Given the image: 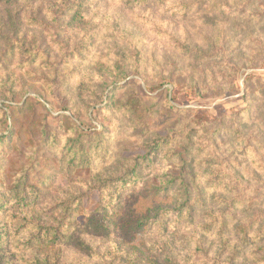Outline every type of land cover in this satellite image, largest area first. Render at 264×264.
I'll use <instances>...</instances> for the list:
<instances>
[{
  "label": "rangeland",
  "instance_id": "1",
  "mask_svg": "<svg viewBox=\"0 0 264 264\" xmlns=\"http://www.w3.org/2000/svg\"><path fill=\"white\" fill-rule=\"evenodd\" d=\"M227 2L228 7L222 10L226 16L218 19L219 10L209 2L195 5L189 16L181 18L173 15L172 5H177L173 1L159 7L129 9L118 0H85V32L76 37L73 32L71 38L73 44L79 42L80 49H84L77 58L85 59L67 60L59 74L69 83L67 87L57 86L54 75L49 79L51 83L40 80L43 69L48 68L31 70L23 65L12 78L14 96L6 97L4 90L11 84L0 86V105L9 119L8 129L0 121V137L9 133L0 144V182L8 170L16 172L30 161L32 183L43 182V210L48 214L62 209V201H76V197L88 194L84 196V210L83 203L82 210L79 204L72 206L75 224L67 237H87V245L94 251L68 245L58 251L61 264H119L122 258L114 254L140 250L144 238L152 244L157 240L148 231L138 233L133 240L128 234L136 216L130 207L137 203V210H141L147 204L134 195L128 196V187L143 191L147 186L153 191L156 178L170 169L168 151L176 146L181 134L166 147L163 141L159 154L151 150L146 156L148 143L153 139L164 138L184 126L188 131L187 121L203 113L211 122L203 128L209 136L225 133L238 120H249L254 128L264 130V0ZM76 8H72V13ZM154 25L169 33L175 31L181 41L203 49H209L207 39L217 37L222 30L224 49L236 51L241 58L223 65L217 59L205 61L181 55L172 42L157 37ZM70 27L75 26L70 23ZM45 43L55 45V39L48 35ZM135 52L140 59H131L129 69L133 73L117 83L114 97L95 102L92 94L96 90L93 84L99 81L96 73L85 79V97H80V77L83 78L86 65L121 58L128 67V56ZM42 61L40 58L39 63ZM205 66L213 76L203 78ZM1 74L0 79H5ZM129 95L142 103V112L116 108L118 97L122 100ZM80 146L87 147L91 166L78 165L83 155ZM136 163L140 165L139 175L131 172ZM122 179L130 183L123 185ZM110 189L113 194H109ZM101 200L111 207V213L121 211L119 206L125 207L111 236H91L97 233L99 223L91 225L88 219L97 212L95 204ZM14 203L13 199L0 213L15 211ZM110 231L104 233L109 235ZM12 252L15 260L28 259L20 248H13ZM187 258L186 264L198 259L193 255Z\"/></svg>",
  "mask_w": 264,
  "mask_h": 264
},
{
  "label": "trees",
  "instance_id": "2",
  "mask_svg": "<svg viewBox=\"0 0 264 264\" xmlns=\"http://www.w3.org/2000/svg\"><path fill=\"white\" fill-rule=\"evenodd\" d=\"M68 1L0 0V74L5 75V79H0V86L11 84L9 88H4L6 97L9 94L14 96L12 86L15 79L12 78L21 65L31 70L39 66L48 68L43 69L39 77L46 83H51L49 79L54 75L57 86L67 87L69 84L59 74L65 69L69 58L72 61L85 59L77 58L84 49H80L82 44L79 45V42L73 44L71 38L73 32L74 37L85 32L87 21L82 18L85 16V0L80 3L77 0L73 3ZM118 1L129 9L159 7L173 1L177 3L172 5L175 7L173 15L181 18L189 16L195 5L201 6L206 2L219 10L216 15L218 19L226 16L222 10L228 7V0ZM74 6L78 8L72 13ZM69 21L75 27L71 28ZM216 21L219 23V20ZM155 27L157 37L172 42V47L181 55L205 61L217 59L223 65L234 64L239 56L236 51L224 49L225 33L222 30L217 37L208 38L209 49H203L181 41L175 31L169 33ZM48 35L55 39V45H46ZM90 38L94 39L92 34ZM40 58L43 61L39 63ZM132 58L136 61L140 55L135 52L128 56V67L121 58L86 65L84 79L80 77V97L86 86L85 79L92 77L93 73L99 76V81L93 84L96 87L92 94L95 102L104 97H114L117 83L133 73L129 69ZM52 68H55L54 71ZM202 73L203 78L213 76L206 66ZM116 101V108L124 112L138 113L145 109L140 101L130 95L122 100L118 97ZM178 109L181 112L189 111ZM0 121L8 129L7 112L1 105ZM210 123L203 113L187 121L188 131L184 126L177 132L170 131L171 134L164 138H155L148 143L146 156L151 150L159 154L163 141V146L169 145L178 133L181 134L176 146L168 151L170 169L156 178L154 190L147 186L143 191L128 187V196L134 195L147 202L141 210H137V203L130 207L136 215L132 220L135 222L128 227L131 240L138 233L146 231L154 235L153 240H157L152 244L144 238L141 249H136L138 252L114 254V257L121 256L122 262L119 264H186L188 255L198 257L191 264H264V130L254 128L255 124L249 120H238L233 127L225 129V133L209 136L203 128ZM8 134H2L0 144L6 141ZM79 151L83 155L78 165L91 166L87 147L80 146ZM31 165L29 161L16 172L8 170L4 181L0 182V212L6 210L13 199L15 201V211L0 213V264H61L58 251L68 245H79L81 251H94L87 245V237H67L75 224L72 206L79 204L82 210L84 196L88 194L83 193L82 200V196H78L76 201H62L59 203L62 209L57 208L58 211L48 214L43 210L46 204L41 194L43 182L32 183L28 169ZM139 166L136 163L131 172L139 175ZM122 180L123 185L130 183ZM105 186L110 188L107 184ZM111 193H114L113 189H110ZM104 202L101 200L95 204L98 206L97 212L88 219L91 225L99 223L97 233L91 236L114 235L119 224L117 220L125 207L119 206L121 211L113 210L111 213V207ZM156 224L158 226L153 227ZM108 228L111 230L109 235L104 233L109 231ZM13 248L23 250L28 259L15 260Z\"/></svg>",
  "mask_w": 264,
  "mask_h": 264
}]
</instances>
